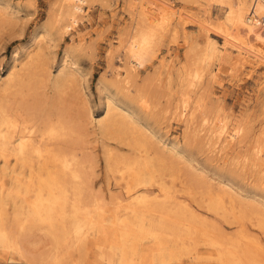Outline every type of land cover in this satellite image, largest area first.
I'll return each instance as SVG.
<instances>
[{"label":"bare ground","instance_id":"1","mask_svg":"<svg viewBox=\"0 0 264 264\" xmlns=\"http://www.w3.org/2000/svg\"><path fill=\"white\" fill-rule=\"evenodd\" d=\"M81 1L57 0L50 24L67 30L75 24ZM207 1L227 7V24L218 26L225 29V41L219 44L205 34L203 45H199L186 38L185 61L177 72L185 88L176 102L174 119L185 126L186 133L198 137L204 133L209 148L229 157L244 148L249 131L226 116L213 114L207 108L208 86L199 92L198 87L208 72L207 83L218 80L220 69L210 70L213 63L220 67L228 64L231 73L245 67L251 71L264 63V0ZM2 5L0 28L8 23L4 17L8 7ZM154 9L153 0H142L132 16L130 30L125 32V41L121 40L127 60L124 75L110 70L121 98L108 92V81L103 79L100 86L106 96L104 112L95 122L87 121L98 135L118 141L128 150L127 156H121L102 144L110 178L116 180L125 197L111 199L112 227L107 224L108 203L94 186L95 174L89 164L97 160H89L86 154L84 121L80 112L74 113L66 105L70 90L78 87L75 82L82 75L79 68L66 70L63 64L55 74L39 47L41 50L26 54L20 67L15 66L19 60L15 57L14 64L0 74V248L20 252L22 242L31 241L34 232L40 231L49 248L30 256L32 264H80L91 239L106 264H140L137 255L143 241H157L162 254L165 252L168 259L177 262L196 255L205 246L215 250L225 264H264L263 210L237 200L232 194L240 195L224 183L217 186L220 190L215 189L206 180L203 168H196L192 159L187 162L198 174L193 175L195 171L188 168L193 170L192 177L185 182L184 194H179L175 186L181 176L178 164L165 153L180 160L183 151L175 144L168 149L159 140L162 153L151 154L149 140L156 134L144 115L159 106L164 92L160 89L165 83L159 79L156 86L139 85V73L155 59L165 35L175 34L178 27L164 24L161 13ZM52 40L48 32L33 39L41 44ZM79 41L83 43L84 37ZM171 67L167 68L168 85L174 79ZM199 116L202 118L197 125ZM251 157L253 166H263L264 146L257 143ZM260 171L263 173L264 168ZM196 197L206 209L194 206ZM224 223L235 226V235ZM110 228L119 236L120 241L115 242L118 245L107 242Z\"/></svg>","mask_w":264,"mask_h":264},{"label":"rangeland","instance_id":"2","mask_svg":"<svg viewBox=\"0 0 264 264\" xmlns=\"http://www.w3.org/2000/svg\"><path fill=\"white\" fill-rule=\"evenodd\" d=\"M82 1L79 3L80 13L75 20V24L65 30L60 29V25H56V27L51 25L52 11L57 6V0H0V3L3 4L2 6L8 7V10H6L8 13L4 12V15L10 17L4 16L8 23L4 22L2 28H0V74H5L7 68L14 64L15 57L19 59L15 66L20 67V62L25 59L26 54L41 50L39 47L43 48V57L53 65L55 74L58 67L63 66V64L64 66L66 65V70L79 68L82 75L75 82L78 87H75L76 90H70L66 98V105L68 104L67 107H69L70 111L74 113L80 112L84 121L85 147L87 148V153H85L89 156V160H97V162L94 161L95 163L89 164V166L93 167L94 170L93 181L95 188L102 192L108 203L107 218H110L107 224L112 227L111 199L115 196L125 197L116 180L110 178L111 175H109L110 173L104 160L105 156H103V147L107 144L109 147L106 145V150L117 152L121 156H127L128 150L125 145L120 144L118 141L108 140L100 134L98 135L93 124L87 121L91 119L95 122V119L98 120L104 112L106 96L100 86V82L103 79L108 81V84L106 83L108 92L121 98V94L117 90L118 86L114 84L117 86L116 88L113 85V74L110 70H118L124 75L127 60L120 45L126 39L125 32L130 30L133 22L132 16L137 12L142 0ZM248 1L250 3L254 2V0ZM153 3L154 11L157 10L161 13L164 24H177L178 27L175 29V34L168 33L165 35L164 44L155 59L146 69H142L139 73V85L149 84L156 86L155 84H159V79L165 83L163 84L164 87L160 89L164 92H162L163 97L159 102V106L149 109L144 115L145 122L156 134V137L153 138L154 140H149L151 154L162 153L163 144L160 141H164L169 146L168 149L171 148L172 144H175L183 151V159L180 160L165 153L169 160L174 161L175 159L174 162L178 164L179 175L181 176H178L175 186L179 194H184L185 182L192 177L191 173L194 168L187 162L188 159H192L196 168H203L202 171L206 176V180L214 188L216 187L217 190H220V187L217 186H222L224 183L230 188L232 187V192L240 195V197H237L232 194L237 200L249 203L264 211V171L263 173L260 171L262 167L264 168V163L263 166H260L261 168H256L252 164V159H249L252 158L253 147L257 143L264 146V63L251 71L245 67L231 73L228 64L222 63L220 67L216 62L209 69H220L218 80L207 83L210 81L208 72V77L205 76L203 81L199 83L198 92L208 86V95H210L206 98L207 108L213 114L219 113L224 117L226 116L233 123L242 124L249 131L248 133L246 132L248 136H246L244 141L245 144L243 143L244 148L236 150L229 157H224L217 150L209 148L204 133H200L199 137L193 135L192 132L187 131L186 133L185 126L174 119V112L176 102L180 97L179 94L185 88L180 82L177 72H179L178 69L181 68L185 61L186 38L188 37L189 41L192 38L199 45H203L204 35L209 34L216 42L223 44L225 41L223 33L225 29L221 30L218 26L222 24L226 26L227 24V7L207 0H153ZM12 13L15 15L12 16ZM207 30L208 32H206ZM47 32L50 33L51 40L53 39L50 43L45 41L41 44L33 41L35 36L44 37ZM81 37L85 39L83 43L79 41ZM47 42L48 44H46ZM64 60L67 61L63 63ZM169 65L172 66L173 71L174 79L170 83L172 85L167 84V68ZM111 79L113 80L112 83H110ZM200 88L202 89L200 90ZM87 114L92 117L90 118ZM201 118V116L197 118V125L200 123ZM94 133H97L95 134L96 136L93 135ZM157 137L158 139H156ZM152 148L154 149L152 150ZM246 159L250 160L249 163ZM0 162L1 183L3 163L1 160ZM188 168L193 170L190 171ZM193 173V175L198 174L196 171ZM192 202L194 206L197 205L202 210L206 209L199 198L196 197L195 201ZM11 207V205L8 206L9 213L12 212ZM122 214L125 215V213ZM231 226L225 224L226 229L230 231L229 233L235 235L237 229L235 226ZM250 228L255 229L252 226ZM107 231V242L109 244L112 245L116 241H120L114 230L110 228ZM34 234L31 241L22 242L20 252L19 250L0 248V264H32L29 259L30 256L47 251L49 247L43 242L41 232L35 231ZM157 243V241L141 242L137 263L225 264L221 261V257L215 253V250L211 248L209 251L205 246H201L199 253L196 255L190 258L185 257L183 262L170 260L165 252L162 254L161 247L159 249ZM115 245L118 244L115 243ZM98 253L99 250L94 240L91 239L83 250L82 259L84 260L80 264H106L105 261L99 258Z\"/></svg>","mask_w":264,"mask_h":264}]
</instances>
